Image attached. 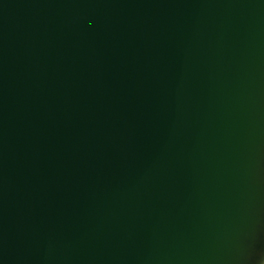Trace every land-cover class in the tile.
I'll return each mask as SVG.
<instances>
[{"label": "water", "instance_id": "95a60500", "mask_svg": "<svg viewBox=\"0 0 264 264\" xmlns=\"http://www.w3.org/2000/svg\"><path fill=\"white\" fill-rule=\"evenodd\" d=\"M0 264H264V0H0Z\"/></svg>", "mask_w": 264, "mask_h": 264}]
</instances>
